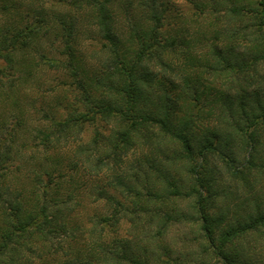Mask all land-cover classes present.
Listing matches in <instances>:
<instances>
[{
	"label": "trees",
	"instance_id": "1",
	"mask_svg": "<svg viewBox=\"0 0 264 264\" xmlns=\"http://www.w3.org/2000/svg\"><path fill=\"white\" fill-rule=\"evenodd\" d=\"M43 73L0 264H264V0H0V103Z\"/></svg>",
	"mask_w": 264,
	"mask_h": 264
},
{
	"label": "rangeland",
	"instance_id": "2",
	"mask_svg": "<svg viewBox=\"0 0 264 264\" xmlns=\"http://www.w3.org/2000/svg\"><path fill=\"white\" fill-rule=\"evenodd\" d=\"M179 9H184L185 4L184 3H179L178 4ZM83 49L86 54H89V50L92 49V45L90 40H83ZM41 78L39 79L41 81V86L37 88L35 85L30 84L27 87H24L21 90V95H20V106H11L9 104H1L0 103V119L2 115H5V118L8 120V125L6 129L0 133V139L1 141H6L10 142V137L11 133L15 134V137H17L16 141V147L14 150L18 149L21 147L23 143H27L30 145H33L35 143L34 141L31 140V138H26L27 134L29 136V133H26L25 130L28 128L29 130H32L33 128H37L39 125V120L38 118L43 117V113L41 112L43 109L46 110L50 107V103L54 105V100L58 98V96L61 94L59 91L60 90H51L54 84H52V75L50 73H43L40 76ZM40 110V112H38ZM24 113V114H21ZM21 114L19 117L20 119H23L25 122V127L22 128L20 126L16 127V131H12L13 127L15 126L17 122V115ZM31 136V134H30ZM29 145V146H30ZM19 152H22V156L28 155L31 152L30 148H27V150L24 148L22 150H19ZM26 153V154H24ZM19 164L20 161H17ZM24 170H27L24 168ZM19 179L11 177L9 178V183L12 184L13 187H28L29 186V179L27 178V174H18Z\"/></svg>",
	"mask_w": 264,
	"mask_h": 264
}]
</instances>
